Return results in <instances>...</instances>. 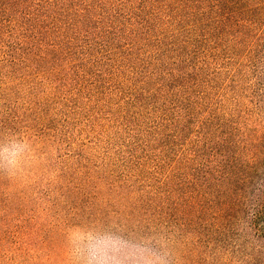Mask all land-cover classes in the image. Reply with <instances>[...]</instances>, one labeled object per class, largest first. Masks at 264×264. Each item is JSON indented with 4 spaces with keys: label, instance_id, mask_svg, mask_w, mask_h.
Instances as JSON below:
<instances>
[{
    "label": "trees",
    "instance_id": "obj_1",
    "mask_svg": "<svg viewBox=\"0 0 264 264\" xmlns=\"http://www.w3.org/2000/svg\"><path fill=\"white\" fill-rule=\"evenodd\" d=\"M0 60L51 95L104 74L116 100L106 149L54 164L47 213L17 192L0 246L59 264L66 226L117 219L170 237L177 264H264V193L254 233L240 224L264 181V0H0ZM33 107L31 138L60 146Z\"/></svg>",
    "mask_w": 264,
    "mask_h": 264
},
{
    "label": "rangeland",
    "instance_id": "obj_2",
    "mask_svg": "<svg viewBox=\"0 0 264 264\" xmlns=\"http://www.w3.org/2000/svg\"><path fill=\"white\" fill-rule=\"evenodd\" d=\"M4 69L0 64V132H16L31 137L34 131L31 130V115L27 111L34 105L33 108L42 109V118L48 119L50 112L57 113L56 119L46 122L40 130L50 127L49 133H53L57 128L60 130L58 136L62 138L61 145L50 147L54 150L52 154L47 155L50 174L44 175L36 182L20 185L0 181V225L10 226L16 233V193L21 194L20 201L27 206V210L37 211L39 215L46 212L43 208L48 206V184L54 180L58 171L54 164L72 159L74 151L71 149H80V146L96 147L102 152L106 149L107 141L113 136L109 127L112 119L110 111L116 100L110 101L107 98L114 87L104 74L103 77L96 78L99 81L97 84L95 80L89 79L87 84L81 86L80 91L71 87L66 94L64 92L51 95L46 85H30L28 80L16 84V79L3 76ZM39 102L42 107L38 106ZM45 147L44 151L51 150ZM37 196L40 198L36 199ZM10 198L13 200L10 201ZM8 233L10 237L0 246V264H33L34 250L28 252L23 249L19 254V251H16V234L14 238Z\"/></svg>",
    "mask_w": 264,
    "mask_h": 264
},
{
    "label": "clouds",
    "instance_id": "obj_3",
    "mask_svg": "<svg viewBox=\"0 0 264 264\" xmlns=\"http://www.w3.org/2000/svg\"><path fill=\"white\" fill-rule=\"evenodd\" d=\"M44 149L27 134L0 132V181L33 183L50 174ZM264 181L244 198L247 216L240 219L251 236ZM59 264H177L171 238L163 233L142 234L117 219L70 224L64 230Z\"/></svg>",
    "mask_w": 264,
    "mask_h": 264
}]
</instances>
